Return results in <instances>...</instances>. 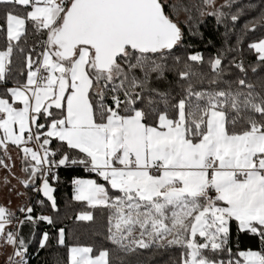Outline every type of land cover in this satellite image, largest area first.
Masks as SVG:
<instances>
[{
  "label": "snow or ice",
  "instance_id": "1",
  "mask_svg": "<svg viewBox=\"0 0 264 264\" xmlns=\"http://www.w3.org/2000/svg\"><path fill=\"white\" fill-rule=\"evenodd\" d=\"M0 9L2 183L22 197L16 180L58 213L61 170H82L89 178L71 176L72 200L90 210L75 218H104L96 242L69 243L32 197L0 203V264H30L53 239L66 249L54 264H264V36L244 47L264 28V0H0ZM210 17L223 34L206 55L187 38L202 40ZM234 235L258 250L234 252Z\"/></svg>",
  "mask_w": 264,
  "mask_h": 264
},
{
  "label": "trees",
  "instance_id": "2",
  "mask_svg": "<svg viewBox=\"0 0 264 264\" xmlns=\"http://www.w3.org/2000/svg\"><path fill=\"white\" fill-rule=\"evenodd\" d=\"M254 4H258L259 0H252ZM257 15V11H251L246 17H244L241 21V26L247 20L252 19L253 16ZM3 23V10L0 9V24ZM200 32L203 33V39L188 37V43L192 44L196 50H200L205 52V54H209L214 51L209 44L208 41L211 39L214 43L219 47L222 42V34L223 27L217 26L215 24L214 18H207L206 23L200 26ZM264 36V28H259L256 32L250 33L247 37L246 43L244 47L246 48L247 42H251ZM233 43H235V36L232 38ZM4 43L3 33H0V46ZM249 55H251L249 53ZM71 176H80L82 178H89V174L81 171H76L69 173L67 171L61 170L60 172V182L55 185L57 191L54 193L58 203V213H54L50 207L42 208L40 205L35 204L36 199H41L42 197L36 196V194L25 190L26 192V202L29 197H32V203L35 205L36 211L39 213L41 211L44 214L48 215H56L59 223V226L65 227L66 232L69 236V243L73 242V238L79 240L81 243H93L100 238L99 234L103 230L104 218L103 215L97 211L96 222H82L77 221L76 216L81 212L89 211L90 209L82 202H77L72 200L73 189L70 183ZM47 204V201H45ZM47 229V226H42ZM24 233H28V228H24ZM53 231V235H54ZM237 241L239 243L237 244ZM233 251H243L251 248L252 250H258V242L255 239H252L247 236H236L233 237ZM30 252L35 253V245H33ZM178 255V252L176 253ZM66 257V249L57 248L55 244V240L52 241V248L50 250H41L38 254L32 255L30 260V264H54L57 260H63Z\"/></svg>",
  "mask_w": 264,
  "mask_h": 264
},
{
  "label": "crops",
  "instance_id": "3",
  "mask_svg": "<svg viewBox=\"0 0 264 264\" xmlns=\"http://www.w3.org/2000/svg\"><path fill=\"white\" fill-rule=\"evenodd\" d=\"M10 151H11L13 159L16 161V167H15V169H13V171H15L18 176L23 178V173L21 172V163H20V160L17 156V150L12 148V149H10ZM7 175H8V173L6 172V170L0 169V203H7L9 200H11V207L13 209H16L19 206H22L26 202V192H25V189L23 187H21L20 185L17 184L16 180H12L11 181L12 184L17 185L18 191L21 193H24V196L19 197V196L15 195L14 193H10L8 191V188H6L2 183L3 177H5ZM9 179H11V177H9ZM23 231H24V229H23ZM25 234L27 235V233H25Z\"/></svg>",
  "mask_w": 264,
  "mask_h": 264
},
{
  "label": "rangeland",
  "instance_id": "4",
  "mask_svg": "<svg viewBox=\"0 0 264 264\" xmlns=\"http://www.w3.org/2000/svg\"><path fill=\"white\" fill-rule=\"evenodd\" d=\"M26 197H27V195H26ZM3 260V256L2 255H0V261H2Z\"/></svg>",
  "mask_w": 264,
  "mask_h": 264
}]
</instances>
